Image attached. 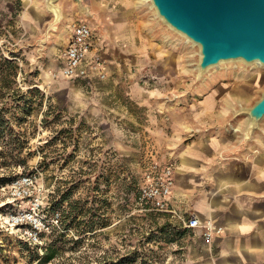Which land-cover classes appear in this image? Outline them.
I'll use <instances>...</instances> for the list:
<instances>
[{
    "label": "rangeland",
    "instance_id": "1",
    "mask_svg": "<svg viewBox=\"0 0 264 264\" xmlns=\"http://www.w3.org/2000/svg\"><path fill=\"white\" fill-rule=\"evenodd\" d=\"M80 2L84 10L57 0L51 12L43 0H0V57L17 65L8 88L0 82V178L33 174L39 216L50 225L44 245L0 233V264H178L194 246L196 234L184 224L189 214L146 210L138 196L149 164L164 163L159 131H169L167 118L148 105L151 92L188 88L189 101L197 102L196 48L184 46L138 0ZM76 22L94 31L104 62L102 74L86 81L59 75ZM234 68L207 76L236 89L235 110L248 108L264 93V70L255 84L236 80ZM133 85L143 99L133 97ZM6 200L1 187L0 212Z\"/></svg>",
    "mask_w": 264,
    "mask_h": 264
},
{
    "label": "crops",
    "instance_id": "2",
    "mask_svg": "<svg viewBox=\"0 0 264 264\" xmlns=\"http://www.w3.org/2000/svg\"><path fill=\"white\" fill-rule=\"evenodd\" d=\"M215 79L208 76V87L197 89V102L189 101L188 88L163 87L151 92L155 97L148 103L167 118L168 133L159 131L160 160L173 168L172 209L217 230L205 244L202 231L191 229L194 246L176 262L264 264V122L246 142L245 122L234 117L236 89L226 91ZM131 93L143 99L138 86ZM230 125L239 130H227Z\"/></svg>",
    "mask_w": 264,
    "mask_h": 264
},
{
    "label": "water",
    "instance_id": "3",
    "mask_svg": "<svg viewBox=\"0 0 264 264\" xmlns=\"http://www.w3.org/2000/svg\"><path fill=\"white\" fill-rule=\"evenodd\" d=\"M57 0H45L57 11ZM84 10L80 0H73ZM157 16L173 31L199 47L197 76L221 62L241 60L264 65V0H151ZM246 137L264 118V93L243 108Z\"/></svg>",
    "mask_w": 264,
    "mask_h": 264
},
{
    "label": "built area",
    "instance_id": "4",
    "mask_svg": "<svg viewBox=\"0 0 264 264\" xmlns=\"http://www.w3.org/2000/svg\"><path fill=\"white\" fill-rule=\"evenodd\" d=\"M104 62L94 43V34L84 22L73 24L66 47L61 57L60 73L68 80H90L101 75ZM173 185V168L168 163L157 161L149 164L139 189L138 201L144 209L156 213L176 215L170 203ZM6 210L0 212V233L16 232L18 239L28 244L44 245L43 235L50 227L39 216L41 197L33 174H20L6 187ZM58 222V214L53 219ZM187 229H200L205 244L211 241V235L217 231L209 223H201L195 217L185 223Z\"/></svg>",
    "mask_w": 264,
    "mask_h": 264
},
{
    "label": "bare ground",
    "instance_id": "5",
    "mask_svg": "<svg viewBox=\"0 0 264 264\" xmlns=\"http://www.w3.org/2000/svg\"><path fill=\"white\" fill-rule=\"evenodd\" d=\"M43 2L45 3V0H43ZM137 4L139 6L148 7L150 12L152 13V16L155 17L158 21H160L163 24L161 19L156 14V11H155L152 3H151V0H138ZM52 12H57V11H52ZM166 27H168V26L166 25ZM171 31H173V30H171ZM176 34L180 37V39H182V42H183L184 46L188 47L189 49L196 48L195 50H196V54H197L198 60L195 62L194 65H192V70L195 71V73H197V65H198V62H199V47L196 44H194L193 42H191L190 40H188L187 38H185L184 36L178 34L177 32H176ZM237 64L238 65L241 64L242 66L239 67ZM224 65H235L236 66V68H234L235 71H233L231 73V75H233V77L236 78V80H239V81H251V82H254L255 84L260 83L262 81V79H260V76H261L260 73H261L262 70H264V65H262V64H260L258 62H253V63L246 64V63L242 62L241 60H235V61L221 62L218 65L210 67L209 69H207V71L205 73H203L202 75L197 76L199 81L201 82V87L202 88H207L208 87L209 83H208V80H207V77H208L207 74H209V72L212 71V72H215V74H218V73H220V71L222 69V66H224ZM59 75H60V77L65 79V77H63L61 75V73H59ZM242 110H243V108L241 107L240 109L236 110L234 114L235 115H238V114L242 115V114H240V112ZM242 117H243V120H244L245 126H246L247 125V117L246 116H242ZM259 128H260V124H259L257 130ZM228 129L231 130V131H234V132H237L239 130L238 127H234L232 125H230L227 128V130ZM244 129H245V127H244Z\"/></svg>",
    "mask_w": 264,
    "mask_h": 264
},
{
    "label": "trees",
    "instance_id": "6",
    "mask_svg": "<svg viewBox=\"0 0 264 264\" xmlns=\"http://www.w3.org/2000/svg\"><path fill=\"white\" fill-rule=\"evenodd\" d=\"M17 71V65L11 60H6L0 57V82L2 83L1 88H8V78L14 76ZM12 74V75H11ZM3 120L0 118V139L4 136V128L2 127ZM17 176L10 178H0V188L10 184V182ZM6 207L1 212H5ZM54 209L50 208V211ZM47 251V250H46ZM44 260H50L52 255L45 254Z\"/></svg>",
    "mask_w": 264,
    "mask_h": 264
}]
</instances>
